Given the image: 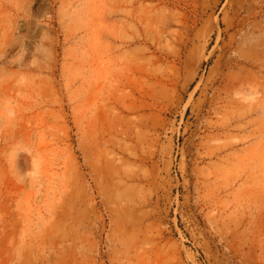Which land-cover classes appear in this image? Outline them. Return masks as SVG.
Wrapping results in <instances>:
<instances>
[{"label": "rangeland", "instance_id": "374dc122", "mask_svg": "<svg viewBox=\"0 0 264 264\" xmlns=\"http://www.w3.org/2000/svg\"><path fill=\"white\" fill-rule=\"evenodd\" d=\"M0 264H264V0H0Z\"/></svg>", "mask_w": 264, "mask_h": 264}]
</instances>
